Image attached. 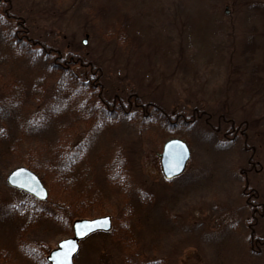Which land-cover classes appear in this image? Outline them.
<instances>
[{"label":"rangeland","instance_id":"obj_1","mask_svg":"<svg viewBox=\"0 0 264 264\" xmlns=\"http://www.w3.org/2000/svg\"><path fill=\"white\" fill-rule=\"evenodd\" d=\"M67 62H78L76 76L98 72L111 99L149 105L147 113L93 119L99 90H80L63 73ZM60 82L80 94L72 89V110L55 115ZM196 109L201 117L192 120ZM172 138L186 140L192 156L168 181L160 154ZM62 140L82 141V167L105 196V211L86 218L111 215L115 223L122 206L142 198L131 249L140 264H264L245 194L249 183L264 203V0H0V247L7 244L10 264H40L73 235L72 226L45 223L26 240L28 248L45 244L36 257L13 251L20 218L13 224L11 206L24 195L8 173L43 163L40 148ZM120 150L127 175L112 189L103 177ZM256 230L264 238V216ZM127 256L114 237L97 233L81 242L75 263L123 264Z\"/></svg>","mask_w":264,"mask_h":264},{"label":"trees","instance_id":"obj_2","mask_svg":"<svg viewBox=\"0 0 264 264\" xmlns=\"http://www.w3.org/2000/svg\"><path fill=\"white\" fill-rule=\"evenodd\" d=\"M3 9L5 11L9 12L7 10V5L5 6L3 4ZM6 12V13H7ZM23 41V40H22ZM20 41V42H22ZM25 42V41H23ZM33 46V45H29ZM20 48H24V45L22 44ZM44 54H49L46 48H43ZM23 50V49H22ZM30 51V50H29ZM31 52V51H30ZM82 62V61H80ZM66 67L63 68L64 74H69V80L76 83V85H80L82 90L83 88L86 91H93V95L99 90V94L97 96V100L99 103V108H93L92 112L90 113V117L93 119H97L98 117L104 116L101 119L105 121L106 119H118L121 117L128 116L131 114L133 110L139 109L141 110V114H146V110L149 107L148 106H140V107H132L131 103L126 101L125 99H122V96L115 95L112 99L110 98V93L106 91L105 87L103 86L101 82V74H98V72H92L91 70H88L87 75L91 77L90 79L83 77L82 75L76 76L71 72L70 68L73 65H77L78 62H67ZM95 67V66H94ZM79 69L82 71V65L79 67ZM96 69H98L96 67ZM99 70V69H98ZM96 71V70H94ZM92 72V73H91ZM79 77V78H78ZM76 91V95L79 96L80 91L76 88H71L67 86L64 83H59L57 86H55V91L53 95V103H54V110L57 112L63 111L64 109L69 112L72 110L73 102L74 100V92ZM39 94V95H38ZM38 98L34 94V100H37L40 103V98L43 96V93H38ZM67 94V97H64V95ZM8 98V96H7ZM95 99V98H94ZM18 101H21L18 100ZM71 103V104H70ZM138 103L137 101L135 104ZM142 103V102H141ZM70 108V109H69ZM136 108V109H135ZM69 109V110H68ZM53 110V114H54ZM161 112V115L164 118H167L168 121H179L182 120L183 123H185L184 119V113H175V115H166L165 112ZM61 114V112L55 113V115ZM201 117V114L197 112V109L193 111L191 115L192 120L199 119ZM171 123V122H170ZM178 123V122H177ZM176 123V124H177ZM174 124V123H172ZM235 131L233 127L229 129V134ZM229 135L228 133H226ZM68 135V133H67ZM70 137L64 138V141H67ZM59 142L58 144L54 145L52 148H40V152L42 154V157L44 158L43 163L33 164L30 161L28 162V165L34 169L40 176L42 177V180L44 184L51 190V193L55 194L56 192V199H48L46 202H41L33 198L32 196L25 194L21 192L24 197L19 198V200L12 204L11 206V212H12V221L13 224L16 223L14 220L13 215H17L20 218V221H23V223H18V230L16 236L14 237L13 243L16 240V246L13 247L14 253L17 254V251L19 253H23L24 251L29 254V256L33 259L35 256V250L41 249L43 245H45L41 241H33V246L28 248L26 245L29 244V242H26L28 239V234L30 231L36 227L39 228L43 224H63L67 225L68 227H71L73 222L77 219L86 218L87 216H90L89 214L92 211H100L104 212L107 205L105 201V196L101 189L98 187L99 185L96 183L95 179H92L88 176L89 172L88 170L84 169L82 167V151L84 150V144L82 145V141H79L77 143H72L73 145L69 144L67 147L63 146L64 141ZM126 157L125 154H123V150H120L117 153V156L114 158V161L110 163L108 167V172L105 173L104 179H106V183L108 186L113 188H117L122 184V179L126 177ZM36 163V162H34ZM249 183H247L246 188L250 190V192H247L246 189L245 194L247 195L248 201L247 205L248 208L252 211L254 216L251 218V222L249 226L251 225L252 229V236L255 238L256 243H260V245L264 244V238H257L256 237V226L258 218L262 217L264 215V203L259 199L260 196L258 192L250 186H248ZM123 188V186H121ZM143 200L141 197L138 196L135 203H132L131 206L129 204H125L121 207L120 213L117 217H115V223L113 225V228L108 233H98V234H104V235H111L115 238L116 241H119L122 245V248L126 249L128 251V255L126 257V261L123 260V264H130L129 259L131 258L133 264H140L141 259L140 255H137L133 257L131 249H134L133 247V234L135 233V230L137 231V228L134 226L135 219L138 215V210L143 207ZM256 208L258 211H255ZM119 219H124L122 221L126 222L123 226L119 223ZM120 224V225H119ZM248 226V227H249ZM35 228V229H36ZM34 229V230H35ZM258 240V241H257ZM255 241H253L252 248L255 250L256 246ZM0 247V262L5 264H10L12 262L11 253H7L8 246ZM133 247V248H132ZM27 249V250H24ZM123 250V249H122ZM124 252V251H123ZM125 254V253H124ZM40 264H48L46 260L43 258L40 260ZM138 262V263H137ZM143 263V261H142Z\"/></svg>","mask_w":264,"mask_h":264},{"label":"water","instance_id":"obj_3","mask_svg":"<svg viewBox=\"0 0 264 264\" xmlns=\"http://www.w3.org/2000/svg\"><path fill=\"white\" fill-rule=\"evenodd\" d=\"M86 43L85 40L84 44ZM160 156L163 174L167 180H172L185 171L186 165L191 157V150L185 140L172 138L164 144ZM7 183L10 187L23 190L40 201H46L48 199V188L44 185L40 176L28 167L20 166L12 170L7 176ZM111 228L112 218L110 215L93 219L76 220L73 224L74 235L61 240L57 248L49 254L47 260L51 264H60L64 260L63 254L66 251L65 242L72 241L75 244V251H72L68 256V264H75L74 257L80 250V240L97 231H109Z\"/></svg>","mask_w":264,"mask_h":264},{"label":"snow or ice","instance_id":"obj_4","mask_svg":"<svg viewBox=\"0 0 264 264\" xmlns=\"http://www.w3.org/2000/svg\"><path fill=\"white\" fill-rule=\"evenodd\" d=\"M83 234V233H79ZM66 251L64 252V260L60 262V264H68V256L71 254L72 251H75V244L72 241L65 242Z\"/></svg>","mask_w":264,"mask_h":264},{"label":"flooded vegetation","instance_id":"obj_5","mask_svg":"<svg viewBox=\"0 0 264 264\" xmlns=\"http://www.w3.org/2000/svg\"><path fill=\"white\" fill-rule=\"evenodd\" d=\"M131 106H132V107H134V106L139 107L140 105H139V104L135 105L134 103H131ZM254 209H255V211H258L256 208H254ZM249 227H251V225H250ZM257 241H258V240H257Z\"/></svg>","mask_w":264,"mask_h":264}]
</instances>
